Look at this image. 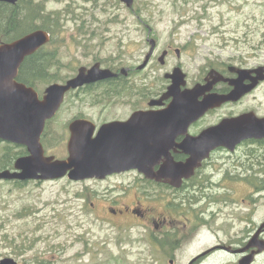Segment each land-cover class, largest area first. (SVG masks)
I'll return each mask as SVG.
<instances>
[{"label":"rangeland","instance_id":"374dc122","mask_svg":"<svg viewBox=\"0 0 264 264\" xmlns=\"http://www.w3.org/2000/svg\"><path fill=\"white\" fill-rule=\"evenodd\" d=\"M29 2L41 3L59 21L58 31L46 47L56 52L57 64L50 69L52 81L36 88L41 96L48 85L63 83L82 66L90 68L99 62L104 68H128L129 72L112 85L102 83L67 94L44 136L46 154L57 158L67 156V124L73 116L84 112L97 122L145 105L163 90L165 73L177 64L188 74V85L212 68L240 63L264 66V0H135L133 7L122 0H25V4ZM150 36L158 39V54L147 68L139 70L137 66L151 48ZM169 44L183 50L180 57L175 52L167 60L168 66H162L158 58ZM115 86L121 91L111 96L108 90ZM251 110L264 116V81L240 101L209 112L196 129ZM7 143L0 141V156ZM213 159L216 169L224 164L222 160L235 159L247 176L254 172L258 159V206L250 214L243 206L240 211L247 213V223L254 220L261 225L264 143H245L234 156L219 151ZM129 183L119 177L110 181L64 177L29 180L23 185L0 180V260L11 257L19 264H171L174 258L167 248L153 242V230L131 219L114 218L104 210L109 199L133 195V190L126 193ZM248 185L239 187L242 195L253 190ZM213 208L219 213L192 241L181 243L174 264H188L191 257L210 250L219 237L226 240L246 227L228 221V213L236 212V207L225 204L222 197ZM225 254L215 253L217 256L203 264H228L230 258L220 257ZM258 264H264V254Z\"/></svg>","mask_w":264,"mask_h":264},{"label":"water","instance_id":"95a60500","mask_svg":"<svg viewBox=\"0 0 264 264\" xmlns=\"http://www.w3.org/2000/svg\"><path fill=\"white\" fill-rule=\"evenodd\" d=\"M0 1L16 4L19 0ZM122 1L133 7L135 0ZM50 39V33L39 28L13 41L0 43V140L23 145L28 152L15 160L13 169L1 170L0 180H50L67 176L70 180L81 181L103 179L116 172L138 169L147 177L180 187L183 179L194 175L214 150L224 147L234 151L245 140L264 139V116H259L254 110L225 117L198 136L188 133L189 126L211 109L237 102L256 89L264 81V66L255 69L235 67L239 76L234 79L211 69L205 83H197L192 88L187 87V74L178 66L166 74L172 81L168 90L159 99L150 101L151 106H159L171 98L167 106L137 110L128 121L105 123L96 135V125L92 120L76 119L69 125L68 156L57 158L47 155L42 135L47 121L63 105L66 93L119 75L102 67L99 62L90 68L82 66L67 82L48 85L41 96L34 86L18 80V76L26 57L37 52ZM151 40L150 51L138 69L147 66L155 50L156 44ZM164 58L165 53L160 57L162 63ZM120 73L127 75L128 68H123ZM221 81H229L232 89L227 93L213 91ZM179 135L186 137L176 143ZM176 147L188 155L185 161L174 159L171 150L176 151ZM160 159L163 163L154 171V165ZM263 229L264 222L248 245L257 246L258 254L264 252ZM254 253L243 259L241 264H250ZM0 264L19 263L5 257Z\"/></svg>","mask_w":264,"mask_h":264},{"label":"flooded vegetation","instance_id":"af4514ba","mask_svg":"<svg viewBox=\"0 0 264 264\" xmlns=\"http://www.w3.org/2000/svg\"><path fill=\"white\" fill-rule=\"evenodd\" d=\"M51 35L50 41L45 44L47 46L51 41H53V34L48 31ZM152 34V32H151ZM153 35V34H152ZM156 44L155 50L151 55L150 61L145 68L150 65L156 59L158 54L157 48L159 45L158 39L154 36H150L148 38V42L151 47L152 40ZM149 47V48H150ZM183 48H176L173 44L167 45L162 54L165 53L164 63L160 61L162 66H168L167 60H169L173 54L175 53L178 57H180ZM161 54V55H162ZM147 55V54H146ZM96 64V63H95ZM101 64V63H100ZM141 65V64H140ZM102 66V65H101ZM181 67L183 70V66L181 64H177L173 66L172 71L176 67ZM139 66H137L138 69ZM237 68H247V69H255L257 66H247L246 63H240L238 65L229 64L225 65L222 68H212L220 71L225 77L234 79L239 76L238 72L234 69ZM52 68V67H51ZM50 68V69H51ZM111 69V68H109ZM123 69V68H122ZM112 70L119 75L113 78H109L103 81H99L96 83H91L84 85L77 89L69 90L65 95L73 90L79 89H87L91 86L104 84L106 81L115 79L116 81H121L123 77L126 75H122L120 71L122 70ZM79 70V69H78ZM140 70V69H139ZM211 70V69H210ZM209 70V71H210ZM208 71V72H209ZM207 72V74H208ZM78 73V72H77ZM129 73V72H128ZM170 72H166L164 77L166 78V84L164 85L163 90L158 94L155 99H159L163 96V94L168 90L169 85L171 84V79L166 77V74ZM187 74V73H186ZM203 76L199 81H197L194 85L190 84L187 87L192 88L197 83H205V78L207 76ZM255 75V74H254ZM253 75V76H254ZM76 76V75H75ZM74 77V76H73ZM72 78V76H71ZM70 78H65L63 83L67 82ZM187 82H188V74H187ZM246 82H251L250 80H246ZM55 83V82H54ZM233 86L230 85L229 81H221L217 84L213 91H218L220 93H227L232 89ZM224 89V90H222ZM245 97V96H244ZM150 101H147L145 105H141L138 108L132 109L131 111L125 113L120 117H114L112 119L100 120L95 122L90 117L86 116L84 112L78 113L73 116L68 124V139L70 137V128L69 125L72 121L76 119H89L94 122L96 125L95 135L99 131L102 125L112 121H128L131 116L137 110H148V109H158L164 108L167 106L171 98L165 99L162 105L159 106H151ZM240 101V100H239ZM65 103V101H64ZM234 103V102H228ZM226 103V104H228ZM225 105V104H224ZM219 108V107H218ZM217 109V108H215ZM211 109L206 113V115L215 110ZM205 115V116H206ZM237 114L227 115L225 117L236 116ZM203 116L198 121L192 123L188 128V133L192 136H198L204 129L218 124L223 118L219 121L210 124L206 127L196 129L197 124L205 117ZM52 120V119H51ZM50 120V121H51ZM49 122V121H48ZM47 122V123H48ZM185 135H179L176 138V143H180L184 140ZM67 139V140H68ZM68 143V141H67ZM245 143H255L258 144V139H249L243 141L239 144L234 151H231L227 148L220 147L214 150L211 153L210 158L203 161L202 165L196 169L195 174L189 178H184L180 187H175L166 181H157L154 178L147 177L145 174L141 173L138 169H131L123 172H116L110 175H107L105 178H90L86 180L93 181H110L119 178L128 179L129 189H126V193L133 190V195L131 197H127L126 199L114 197L109 199V202L104 206V210L114 218H127L131 219L134 224H139L144 226L145 229L153 230V239L154 243H159L162 247H166L168 253L176 259L177 253L181 250L180 245L184 242L192 241L204 226L211 223V220L214 219L213 216L216 213H219L217 210L213 208V204L217 201L218 197H222L223 201L227 205H233L236 207V212L232 211L228 213V221H231L233 224L236 222L244 223L250 225V227H245L241 229V232H237L235 236L228 237L226 240L221 239L220 237L216 241V243L210 248V254H199L197 256L191 257L188 260V264H203L205 259H210L218 252L226 253L225 258H230L228 264H241L243 259L248 258L253 252L254 256L251 259L250 264H258L259 259L263 256V253H256L258 251V247L250 246L249 243L252 240L253 235L257 232L259 226L258 221L251 220L247 223V213L241 212L240 208L243 206L249 210V214L253 211V206H258V159L257 164L252 174L247 176L245 169L242 164H236L235 159L231 160H222L224 162L223 165H220L219 169H216L217 164L214 163V155L219 151H227L228 155L234 156L239 149H241L242 145ZM68 152V149H67ZM171 153L176 161H185L188 158V155L181 152V150L176 147L175 150H171ZM69 153H67L68 156ZM66 156V157H67ZM219 161V160H216ZM163 161L160 159L158 163L154 165V171H157L162 165ZM246 167V164H244ZM249 187H252L253 190L246 192L242 195L239 191V187L243 184H248ZM109 187L107 188V191ZM219 195V196H217ZM241 195V196H240ZM254 202V204H253ZM261 238L264 239V229L261 233ZM174 259H171V264H174ZM181 264V263H180Z\"/></svg>","mask_w":264,"mask_h":264},{"label":"trees","instance_id":"16d2710c","mask_svg":"<svg viewBox=\"0 0 264 264\" xmlns=\"http://www.w3.org/2000/svg\"><path fill=\"white\" fill-rule=\"evenodd\" d=\"M24 4L25 0H19L16 4L0 1V43L13 41L37 28H44L52 34L58 31V15L56 16L52 12H46L41 3L29 2V4ZM38 21H41V23L39 24ZM46 47L47 46H44L34 54L26 57L20 68L18 80L32 85L35 88L52 81L50 68L57 64V55L54 50L46 49ZM54 78L56 80L55 75ZM115 82H117L115 79L106 81V83L110 85ZM108 91L112 96L114 93H120L121 90L115 86ZM47 131L48 129L45 130L44 136L47 134ZM42 142L45 144V137L42 138ZM258 143H264V139L258 140ZM18 145L19 144H10V142L6 144L5 151L0 156V170L13 169L15 160L19 156L27 154L26 147ZM13 181H15L17 185H23L27 182L20 180Z\"/></svg>","mask_w":264,"mask_h":264}]
</instances>
